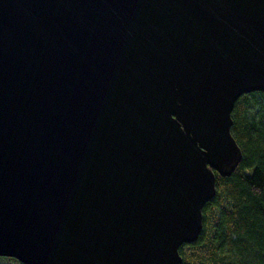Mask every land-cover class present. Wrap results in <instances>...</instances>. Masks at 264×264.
<instances>
[{
  "label": "water",
  "instance_id": "1",
  "mask_svg": "<svg viewBox=\"0 0 264 264\" xmlns=\"http://www.w3.org/2000/svg\"><path fill=\"white\" fill-rule=\"evenodd\" d=\"M252 92L264 0H0V258L182 264Z\"/></svg>",
  "mask_w": 264,
  "mask_h": 264
},
{
  "label": "trees",
  "instance_id": "2",
  "mask_svg": "<svg viewBox=\"0 0 264 264\" xmlns=\"http://www.w3.org/2000/svg\"><path fill=\"white\" fill-rule=\"evenodd\" d=\"M233 109L231 131L243 158L231 176L216 174L204 229L180 248L182 264H264V93L242 95Z\"/></svg>",
  "mask_w": 264,
  "mask_h": 264
},
{
  "label": "rangeland",
  "instance_id": "3",
  "mask_svg": "<svg viewBox=\"0 0 264 264\" xmlns=\"http://www.w3.org/2000/svg\"><path fill=\"white\" fill-rule=\"evenodd\" d=\"M1 260H3V261H1ZM0 264H8V263L3 258H0Z\"/></svg>",
  "mask_w": 264,
  "mask_h": 264
}]
</instances>
